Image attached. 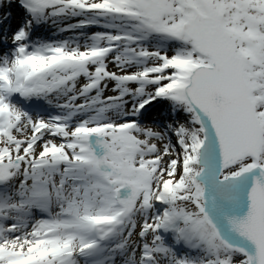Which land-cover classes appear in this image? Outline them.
Segmentation results:
<instances>
[{
	"label": "snow or ice",
	"instance_id": "obj_1",
	"mask_svg": "<svg viewBox=\"0 0 264 264\" xmlns=\"http://www.w3.org/2000/svg\"><path fill=\"white\" fill-rule=\"evenodd\" d=\"M0 264H264V0H0Z\"/></svg>",
	"mask_w": 264,
	"mask_h": 264
},
{
	"label": "rangeland",
	"instance_id": "obj_2",
	"mask_svg": "<svg viewBox=\"0 0 264 264\" xmlns=\"http://www.w3.org/2000/svg\"><path fill=\"white\" fill-rule=\"evenodd\" d=\"M14 13L16 14V20H19L21 17H20V15H19V10H16V9H14ZM42 36L43 35H51V33H46V32H41L40 33ZM111 65H110V69H111ZM107 94H112V93H107ZM158 107H160L159 105H158ZM158 112H154V114H152V116H154V115H156ZM150 116H151V114H150ZM161 119H165L164 117H161Z\"/></svg>",
	"mask_w": 264,
	"mask_h": 264
}]
</instances>
